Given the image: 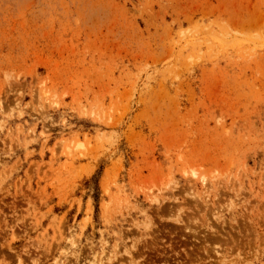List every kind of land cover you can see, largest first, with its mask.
Wrapping results in <instances>:
<instances>
[{
  "label": "rangeland",
  "instance_id": "1",
  "mask_svg": "<svg viewBox=\"0 0 264 264\" xmlns=\"http://www.w3.org/2000/svg\"><path fill=\"white\" fill-rule=\"evenodd\" d=\"M0 264H264V0H0Z\"/></svg>",
  "mask_w": 264,
  "mask_h": 264
}]
</instances>
